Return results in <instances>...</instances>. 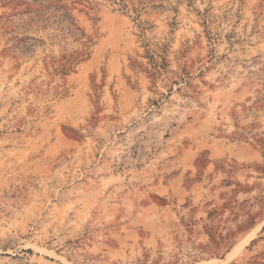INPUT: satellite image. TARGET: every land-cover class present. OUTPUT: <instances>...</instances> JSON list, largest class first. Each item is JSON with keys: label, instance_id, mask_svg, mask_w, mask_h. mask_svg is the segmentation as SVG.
Masks as SVG:
<instances>
[{"label": "rangeland", "instance_id": "374dc122", "mask_svg": "<svg viewBox=\"0 0 264 264\" xmlns=\"http://www.w3.org/2000/svg\"><path fill=\"white\" fill-rule=\"evenodd\" d=\"M63 2L0 0V264H264V0Z\"/></svg>", "mask_w": 264, "mask_h": 264}, {"label": "trees", "instance_id": "16d2710c", "mask_svg": "<svg viewBox=\"0 0 264 264\" xmlns=\"http://www.w3.org/2000/svg\"><path fill=\"white\" fill-rule=\"evenodd\" d=\"M6 3H11L14 5L13 7V15L8 17V21L11 17H27L28 18V25L35 23V22H42L43 17L49 10H52V15L54 19L59 24L62 23H74V18L71 14L72 9L63 2V0H4ZM71 4H75L77 1L72 0ZM8 21H4L2 23V27H8ZM13 25V24H12ZM11 25V27H12ZM9 32L12 33L11 28H8ZM7 42L11 43V46L15 44H19L23 42V39H19L17 36H10L7 39Z\"/></svg>", "mask_w": 264, "mask_h": 264}, {"label": "bare ground", "instance_id": "6f19581e", "mask_svg": "<svg viewBox=\"0 0 264 264\" xmlns=\"http://www.w3.org/2000/svg\"><path fill=\"white\" fill-rule=\"evenodd\" d=\"M220 263H222V261L212 260L208 262V264H220Z\"/></svg>", "mask_w": 264, "mask_h": 264}]
</instances>
